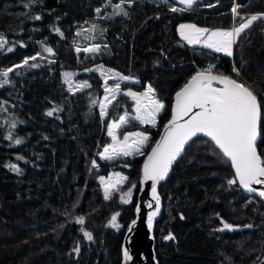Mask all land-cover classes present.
I'll list each match as a JSON object with an SVG mask.
<instances>
[{
	"label": "trees",
	"instance_id": "obj_1",
	"mask_svg": "<svg viewBox=\"0 0 264 264\" xmlns=\"http://www.w3.org/2000/svg\"><path fill=\"white\" fill-rule=\"evenodd\" d=\"M118 2L105 8L109 0H0V39L7 41L0 49V70L40 54L29 61L38 67L15 68L10 83L0 87V264H121L143 159L170 118L173 95L197 71L211 65L212 73L249 84L258 95L264 129V19L234 38L231 56L188 44L177 32L181 23L231 29L264 13V0H198L176 13L169 8H182L177 0H134L122 5L128 16L115 15ZM235 4L241 5L237 17L231 11ZM95 44L101 46L98 53L76 51ZM97 63L138 81H124L122 89L140 92L149 85L164 104L156 127L133 121L120 128L151 135L143 155L98 156L111 143L108 123L131 114L134 101L118 95L101 116L103 80L86 71ZM65 70L81 71L76 79L91 87L70 91ZM52 109L53 116H47ZM17 138L23 143L15 144ZM257 151L264 158V138H258ZM93 159L98 168H92ZM112 170L127 176L124 188L136 186L131 204L121 203L116 193L104 198L99 177ZM233 178L231 164L209 140L199 136L186 146L168 179L157 186L161 212L154 221L153 249L158 264H264V200L245 194L238 184L229 186ZM117 212L116 232L108 223ZM77 216L85 217L92 241L83 237ZM221 219L235 230L217 231ZM169 234L174 239L165 240ZM77 242L78 255L72 252Z\"/></svg>",
	"mask_w": 264,
	"mask_h": 264
},
{
	"label": "snow or ice",
	"instance_id": "obj_2",
	"mask_svg": "<svg viewBox=\"0 0 264 264\" xmlns=\"http://www.w3.org/2000/svg\"><path fill=\"white\" fill-rule=\"evenodd\" d=\"M165 3L168 0H164ZM181 5L185 7L178 8L173 4L169 10L173 13L183 12L187 8H191L197 3V0H177ZM127 3L131 6L134 0H119L118 3L113 5L115 15L128 16V12L122 7L123 4ZM111 4L105 5L107 8ZM27 7V5H25ZM241 5L236 4L232 7V13L239 15L237 9ZM102 12L101 8L96 9V13L99 15ZM100 18H104L101 16ZM111 18V17H109ZM34 19L40 20L39 15L35 16ZM243 19V18H241ZM264 19V13L251 15L245 22L240 23L238 27H234L230 30H209L208 28L197 27L195 24H181L179 25V32L181 37L189 44H202L206 49L213 50L216 53L224 52L228 56L233 55V45L236 42L235 37H238L246 29H249L253 22ZM96 27L95 24L92 26ZM54 31L61 36L63 33L59 28H55ZM106 31V29H105ZM80 33H77L79 35ZM7 43L6 40L0 39V49L4 48ZM23 46V45H21ZM104 47H107L105 45ZM101 49L99 44H95L91 47H85L83 49L77 47L76 51L85 53H98ZM8 52L13 51L12 47L7 48ZM45 52L54 54L52 48L46 47ZM25 57L21 64L13 65L7 69L0 70V87H4L10 83L9 74L13 73L15 68H20L25 65L35 68L38 64H29V61H35L37 56ZM43 58V57H41ZM102 67V66H100ZM212 67L204 71H197L191 78L184 84V86L175 93V104L172 109V117L167 124L164 125L165 132L161 139L156 142L155 146L152 147L151 152L147 154V158L142 168V183L152 181L151 184V195L155 201L154 211L148 214L147 223L149 229L152 227L153 217L160 212V198L157 194V183L164 180L174 163L185 151V146L188 142L195 137L198 133H203L205 136L210 137L211 141L218 146L220 153L228 158L232 168L235 170V178L228 179L227 184L233 186L239 182V186L243 189L257 193L262 199H264V189L258 190L253 185H264V158L257 151L258 138H264V129L261 128V104L258 100V95L253 89L247 87L244 83L238 82L227 75H214L212 74ZM97 69H86V71H95ZM233 72L239 75V71L234 67ZM111 73V70H109ZM18 74V73H17ZM66 77V83L69 84V89L72 90L73 85L71 80L67 79L69 73L64 74ZM118 79L121 81L134 80L132 77L116 74ZM112 78L111 75L106 77L107 79ZM137 82L138 81H134ZM218 84L220 86H214ZM91 85L87 81L83 84L77 83L75 89L77 91L83 90L84 88H90ZM120 90V84L117 83L113 87H105V102L100 103L101 116L107 115V109L112 101L116 99V94ZM154 90L151 86H148L147 90L142 94L144 97H149L150 103L153 105L152 109L147 113L142 112L140 107L139 96L137 93L128 90L124 93L126 96H130L137 100V116L136 119L140 120L141 123H153L156 121V114L164 109V104L158 100L152 99L149 94ZM109 96L111 98H109ZM96 103L95 100L92 101ZM196 109L198 111L193 110ZM56 109H52L46 112L47 116H53ZM191 113V115H189ZM188 117V119H184ZM127 120L125 116L119 117V123L113 122L108 125V135L116 141V129L120 128L121 125L126 124ZM15 128V123L11 125ZM130 137H136L131 143H129ZM12 140V135L6 137ZM47 139V137H45ZM149 137L145 133H129L124 136L123 143L117 147L115 145L105 147L102 153H98L101 160H112L117 156H129L131 154L139 153L143 155L142 148L148 141ZM14 143L19 145L23 143L21 138L14 140ZM24 157L18 156L17 160H23ZM12 171L17 173L21 172V169L17 164L5 165ZM127 166V165H125ZM99 165L95 159L92 160V168H98ZM119 177V173L116 174ZM101 183L105 182V177L101 176ZM126 177H120L119 182H123ZM114 184L105 185L104 198H110L109 189L114 187ZM133 188L136 186L133 185ZM132 191L129 189L127 193L121 196V202L128 204L131 202ZM149 208L152 204L147 205ZM137 213L140 211L139 205L136 208ZM120 215L119 212L113 214L109 221V226L115 229H119L120 225L117 223V217ZM219 215V214H217ZM183 219V216H181ZM76 224L81 225L80 231L83 237L88 241L94 239L93 234L90 231L85 230V217L77 216L74 218ZM136 223L135 220L132 221ZM223 225L222 228L216 229L217 231L235 230L233 225L224 222L221 219ZM244 228H251L252 225H244ZM131 231V228H129ZM165 240H172L174 236L169 234L164 237ZM72 252L77 255L80 252L79 242L72 249ZM125 261L131 260L129 252L125 250L123 252Z\"/></svg>",
	"mask_w": 264,
	"mask_h": 264
},
{
	"label": "water",
	"instance_id": "obj_3",
	"mask_svg": "<svg viewBox=\"0 0 264 264\" xmlns=\"http://www.w3.org/2000/svg\"><path fill=\"white\" fill-rule=\"evenodd\" d=\"M181 6L186 8L185 5H181ZM212 74H214V73H212ZM214 75H217V74H214ZM184 84L181 86V88L184 86ZM179 90H177V91H179ZM174 104H175V94L173 95V100H172L171 109H170L171 110V115H170V118L168 119V121L172 117V109H173ZM194 111H198V110L194 109L193 112ZM189 115H191V113ZM184 119L186 120V119H188V117H184ZM168 121L166 123H164V125L167 124ZM164 125L162 126V129H161L157 139L155 140L154 144L151 146L149 151L146 153V155H145V157L143 159V162H142V168H143V164H144V162H145V160L147 158V154L151 152L152 147H154L156 142L161 139L162 135H164V132H165ZM199 136L204 137L207 140H209L216 147V149L220 152L218 146H216L215 143L213 141H211V138L205 136L203 133H198L195 137H193L188 142V144L193 139H195L196 137H199ZM188 144H186V146ZM186 146H185V148H186ZM224 158L227 161H229L228 158H226V157H224ZM229 163H230V161H229ZM142 168H141V176H140V191L138 193L137 201H136V204H135V207H134V216H133V219L129 222V224H128L125 232H124L123 239H122V245H121L122 262H121V264H158V262H157V260L155 258L154 249H153V246H154L153 227H154V221L160 215L161 206H160V212L155 217H153L152 227H151V229H149L148 223H147V218H148V214L150 212L154 211V209H155V201L152 199V195H151V184H152V181H147V182L142 183ZM231 168H232V166H231ZM232 171H233L234 176H235L234 168H232ZM170 173H171V169L169 171L168 176L164 180L159 181L157 183V186H158L159 183L166 181L168 179ZM237 184L239 186V182L238 181H237ZM253 187L257 188L258 190L264 189V185H253ZM239 188L247 195L257 194V193L249 192V191L243 189L240 186H239ZM157 194H158V190H157ZM149 203L152 204L151 208H149L147 206ZM137 205H139V207H140L139 213H137V211H136ZM133 220L136 221L135 224L132 223ZM129 228H131V231H129ZM125 250H127L129 252V255L131 256V260L125 261L124 256H123V252Z\"/></svg>",
	"mask_w": 264,
	"mask_h": 264
},
{
	"label": "rangeland",
	"instance_id": "obj_4",
	"mask_svg": "<svg viewBox=\"0 0 264 264\" xmlns=\"http://www.w3.org/2000/svg\"><path fill=\"white\" fill-rule=\"evenodd\" d=\"M247 20V19H246ZM246 20H243L241 23H243V22H245ZM181 24H185V25H187V24H192V23H181ZM181 24H179V25H181ZM179 25L177 26V32H178V34H179V36H180V38L182 39V40H184L182 37H181V35H180V32H179ZM197 26V25H196ZM239 25L237 24V25H234L232 28H234V27H238ZM197 27H200V26H197ZM201 28H205V27H201ZM231 28V29H232ZM209 30H217V29H221V28H208ZM221 30H230V29H221ZM185 41V40H184ZM186 43H188L187 41H185ZM189 44V43H188ZM192 45H200V46H202V44H192ZM221 53H223V54H226V53H224V52H221ZM100 66H102L101 64H99V63H97V64H95L94 66H92V67H90L89 69H97V70H95V72H97L101 77H102V80H103V87H104V93H103V95H102V97H101V99L99 100V111H100V114H101V109H100V103L101 102H105L106 103V101L104 100V97H105V95H106V93H105V87H113L114 88V86H112L113 84H111L112 82H116V83H119V84H121L122 82H124V81H121V80H119L118 79V77H117V75L116 74H120V75H124V74H122L121 72H118V71H115L114 69H111V68H108V67H104V66H102V67H100ZM109 70H111V73H109ZM81 71H71V70H65L64 72H63V80H64V82L66 81V77H65V73H69L70 75H69V77L67 78V79H70L71 80V84L73 85V87H72V90H70V91H72V92H75L76 91V89H75V85L77 84V83H79V84H83L84 83V81H81V80H78V79H76V75H78L79 73H80ZM109 75H111V77L112 78H110V79H107V82H105L106 81V77L107 76H109ZM124 76H126V75H124ZM240 79V78H239ZM241 80V79H240ZM134 81H136V79L135 80H133V82ZM238 81V80H237ZM238 82H241V81H238ZM244 82V81H243ZM242 82V83H243ZM66 83V82H65ZM245 84V83H244ZM66 85H67V87L69 88V84L68 83H66ZM110 85V86H109ZM247 87H251L249 84H245ZM148 86L149 85H147L146 87H145V89L144 90H142V91H140V92H135V93H137L138 94V96H139V101H140V107H141V109H142V112H144V113H147L148 111H150L151 109H152V107H153V105L150 103V99H149V97H144L142 94L147 90V88H148ZM128 90H131V91H133L132 89H122L121 87H120V90H119V92L116 94V96H118V95H122V94H124L126 91H128ZM134 92V91H133ZM149 96L152 98V99H155V100H158V101H160V102H162L153 92L152 93H150L149 94ZM109 98H111L110 96H109ZM133 101H134V106H133V112L131 113V114H128V113H125V114H123L122 116H125L126 117V120H127V123L126 124H123V125H121V127L122 126H127V125H131L132 123H133V121H135V122H137V123H140V124H147V125H149V126H151V127H156L157 125H158V123H159V120H158V117H159V114L162 112V110L159 112V113H157L156 114V121H155V124H153V123H141L140 122V120H137L136 119V116H137V111H136V109H137V100H135V99H133L132 97H130ZM113 122H116V123H119V119L117 120V121H110L109 123H108V125L109 124H111V123H113ZM120 127V128H121ZM120 128H118V129H116V137H117V139H116V141H114L113 140V138L111 137V136H109L108 135V126H107V135L110 137V139H111V143L110 144H108V145H106V146H104V147H102L101 148V151L99 152V153H102L103 152V150H104V148L105 147H109V146H112V145H115V146H117V147H119L122 143H123V140H124V136L125 135H127V134H129V133H137V132H139V133H145L146 135H148V137H149V139H148V141L146 142V144L143 146V148H142V152H144L145 150H146V148H147V145H148V143L150 142V139H151V135L148 133V132H146V131H144V130H142V129H136V130H133V131H128V132H120ZM133 139H136V137H130V139H129V143H131L132 142V140ZM139 153H133V154H131V155H129V156H134V155H138ZM99 156V155H98ZM117 157H126V156H123V155H120V156H117ZM117 173H119L120 175H119V177L116 175ZM101 177V176H100ZM99 177V178H100ZM103 177H105V182L102 184L101 183V181H100V179H99V182H100V187L102 188V191H103V196H104V194H105V185L106 184H109V183H111V184H114L115 186L114 187H112V188H110L109 189V191H110V197H114V193H116V195H117V198H118V200L121 202V196L122 195H124L125 193H127L128 191H129V189H131V191H132V196H131V202L130 203H128V204H131L132 203V201H133V185H131V186H129V187H127V188H124V183L126 182V180H127V176L125 175V174H123L122 172H120V171H118V170H112V171H110L107 175H105V176H103ZM120 177H126V179L125 180H123V182H119V180H120ZM122 203V202H121ZM117 223H118V221H117ZM119 224V223H118ZM120 225V224H119ZM108 226H109V223H108ZM110 227V226H109ZM112 228V227H111ZM113 230H115L116 232L119 230H117V229H115V228H112Z\"/></svg>",
	"mask_w": 264,
	"mask_h": 264
},
{
	"label": "built area",
	"instance_id": "obj_5",
	"mask_svg": "<svg viewBox=\"0 0 264 264\" xmlns=\"http://www.w3.org/2000/svg\"><path fill=\"white\" fill-rule=\"evenodd\" d=\"M235 5H236V4H235ZM233 6H234V5H233ZM233 6H232V7H233ZM232 7H231V9H232ZM234 16L237 17L238 15L234 14Z\"/></svg>",
	"mask_w": 264,
	"mask_h": 264
},
{
	"label": "crops",
	"instance_id": "obj_6",
	"mask_svg": "<svg viewBox=\"0 0 264 264\" xmlns=\"http://www.w3.org/2000/svg\"><path fill=\"white\" fill-rule=\"evenodd\" d=\"M135 80V79H134ZM133 81V80H132ZM117 84V83H116ZM116 84H113L112 86H115ZM145 89V88H144Z\"/></svg>",
	"mask_w": 264,
	"mask_h": 264
}]
</instances>
